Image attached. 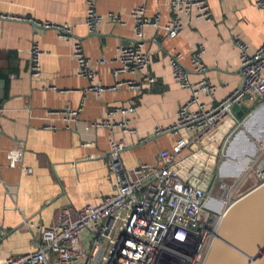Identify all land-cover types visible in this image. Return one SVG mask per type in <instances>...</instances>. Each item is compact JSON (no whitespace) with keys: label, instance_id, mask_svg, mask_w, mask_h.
Returning a JSON list of instances; mask_svg holds the SVG:
<instances>
[{"label":"crops","instance_id":"1","mask_svg":"<svg viewBox=\"0 0 264 264\" xmlns=\"http://www.w3.org/2000/svg\"><path fill=\"white\" fill-rule=\"evenodd\" d=\"M213 21L183 17L182 34L171 39L162 27L171 18L169 0H98L103 17L90 34L85 25L86 0H0V259L28 253L33 247L24 220L48 223L52 211L66 206L98 204L112 192L107 178L110 168L111 130L96 126L111 108L126 107L134 93L120 88L95 95L85 90L89 81L78 76L73 42H81L92 60L98 80L113 86L129 75H113L118 50L137 39L131 13L144 6L147 17L161 13V27L144 31V49L149 54V71L156 84L140 96V107L131 117L136 134L115 130L113 136L126 144L121 158L125 166L157 163L161 150H170L175 137L154 136L155 127L174 124L179 107L189 99L173 79L171 60L181 54V64L194 82L209 79L218 87L221 101L242 85L240 48L242 41L254 54L264 45V11L254 0H204ZM110 15L119 16L120 23ZM14 17V18H12ZM21 17V19H15ZM37 24L68 25L72 41L59 37L57 29ZM38 42L44 53L42 75L32 77L31 49ZM204 45L202 62L206 73H193V50ZM101 58L106 64L97 65ZM249 106H243L244 114ZM68 111L78 112L76 119ZM239 113V114H240ZM118 120L121 118L118 117ZM244 145H237V157L223 164L230 177ZM231 165L225 172V164ZM227 173V174H226Z\"/></svg>","mask_w":264,"mask_h":264},{"label":"built area","instance_id":"2","mask_svg":"<svg viewBox=\"0 0 264 264\" xmlns=\"http://www.w3.org/2000/svg\"><path fill=\"white\" fill-rule=\"evenodd\" d=\"M97 2L86 0L85 25L90 34L103 19L97 12ZM254 5L264 11V0H254ZM169 11L171 18L162 27L171 39L182 34L183 17H190L194 11L197 17L213 21V13L204 0H169ZM131 17L137 41L120 47L118 56L112 60L116 78L123 74L131 78L117 80L113 86L98 80V73L81 42H73L78 76L89 81L86 94L100 96L120 88L134 93L131 104L111 108L105 119L95 123L111 130L107 181L112 192L98 204L54 209L48 223L24 220L25 228L35 230L31 233L33 247L26 254L0 259V264H206L220 236L223 216L234 203L239 187L252 177L264 184V141H258V154L250 159L238 183L233 185L227 179L220 184L217 177L208 190L202 187L205 168L212 157L206 149L212 152L214 147H219L212 136L228 121L235 122L222 142L221 153L224 152L233 133L256 109L264 107V45L251 54L249 47L239 40L236 44L240 48L242 85L221 101L216 100V85L206 78L193 82L190 72L180 62L181 54L172 57L173 79L189 93V99L179 107L174 124L155 127L153 135L175 137L176 142L170 150L159 152L157 163L124 165L121 154L126 144L113 134L117 129L136 134L131 127V117L140 107L139 98L144 90L156 84V78L149 71L150 56L144 49V31L151 25L161 27V13L147 17L144 6L134 9ZM18 18L21 19L15 17ZM110 18L115 23L122 21L119 16L110 15ZM36 26L57 29L59 37L66 41L74 39L68 25ZM204 51V45L193 50V73H206L201 59ZM43 55L40 44L33 43L31 74L35 79L42 75ZM107 62L101 58L96 64ZM245 105L249 110L240 118L239 110ZM77 115L78 112L68 111L67 118L76 119ZM259 135L264 137V133ZM193 179L201 184L192 183ZM225 187H228L226 195Z\"/></svg>","mask_w":264,"mask_h":264},{"label":"water","instance_id":"3","mask_svg":"<svg viewBox=\"0 0 264 264\" xmlns=\"http://www.w3.org/2000/svg\"><path fill=\"white\" fill-rule=\"evenodd\" d=\"M263 111L264 107H259L246 119L243 126L233 133L222 153V142L235 127V122L228 121L221 131L212 136V140L216 141L219 147H214L212 152L206 149L208 153H212V157L205 168V177L202 183L205 191L217 177L220 178V184L226 183L228 177L222 173L219 174V171H222V166L226 161L237 157L235 155L237 145L241 144L246 147L237 162L242 165L241 162L246 163L251 159L248 156L250 152L248 144H252L254 140L255 143L264 141V137L257 135L253 128V122L260 115L262 116ZM242 166L244 167V165ZM242 172L241 170L240 175ZM191 182L196 185L201 184L198 179H193ZM256 190L245 194L239 199L237 206L230 210L214 250L212 248L213 253L208 264H264V188L260 191L257 190L258 192ZM252 193L254 195L246 199Z\"/></svg>","mask_w":264,"mask_h":264},{"label":"rangeland","instance_id":"4","mask_svg":"<svg viewBox=\"0 0 264 264\" xmlns=\"http://www.w3.org/2000/svg\"><path fill=\"white\" fill-rule=\"evenodd\" d=\"M253 128H254V131L256 134H260V133H264V117L260 115V117H258L254 122H253ZM257 146H259V143H255V140L254 142L251 144H248V148H249V154L248 156L250 158H254L257 154H258V149H257ZM237 151L235 149V155H237ZM251 159V160H252ZM251 160H249L248 162H246V166L251 162ZM245 166V167H246ZM239 169V167L237 166V168H235V171H237ZM219 171V170H218ZM234 172L233 175H231L230 177H228V180H229V183L231 184H235V183H238V180H239V176L236 177V174L238 172ZM222 173L224 174L223 172V169L222 171L220 172L219 171V174ZM227 177V176H226ZM218 180V178H217ZM262 181H259V180H256L254 179L253 177L250 178V180L245 183L244 185H242L241 187H239V189L237 190L236 194H235V197H234V201H237L239 200L240 198H242L245 194L249 193L250 191L256 189L257 187L259 188V186L261 185Z\"/></svg>","mask_w":264,"mask_h":264},{"label":"bare ground","instance_id":"5","mask_svg":"<svg viewBox=\"0 0 264 264\" xmlns=\"http://www.w3.org/2000/svg\"><path fill=\"white\" fill-rule=\"evenodd\" d=\"M237 159H238V158H237ZM241 164L244 165V167H243L242 165H240L239 162H237V166L239 167V169H238L237 171H235V172H238V175H240V171H241V170L243 171V170L245 169V166H246V163L241 162ZM238 175L236 174V177H237ZM263 188H264V184L261 185L259 188H257V190L260 191V190L263 189ZM257 190H256V192H258ZM227 191H228V187H225L224 195H226ZM256 192H254V193H256ZM254 193L248 195L246 199H248L249 197H251L252 195H254ZM238 201H239V200L234 201V203H231L228 212L226 211L227 213L223 216V219H222L223 222L221 223L220 233H221V231H222V229H223V226H224V224H225V222H226V220H227V217H228V215H229V213H230V210L237 206V202H238ZM238 203H239V202H238ZM217 240H218V239H217ZM217 240H216L215 243H214L213 250H214V248H215V245H216V243H217ZM213 250H212V252H210V254H209V258H208L206 264H208V262H209V260H210V257H211V255H212V253H213Z\"/></svg>","mask_w":264,"mask_h":264},{"label":"flooded vegetation","instance_id":"6","mask_svg":"<svg viewBox=\"0 0 264 264\" xmlns=\"http://www.w3.org/2000/svg\"><path fill=\"white\" fill-rule=\"evenodd\" d=\"M224 170H225V172H230V170H231V165L229 164V163H226L225 164V167H224ZM227 174V173H226Z\"/></svg>","mask_w":264,"mask_h":264},{"label":"trees","instance_id":"7","mask_svg":"<svg viewBox=\"0 0 264 264\" xmlns=\"http://www.w3.org/2000/svg\"><path fill=\"white\" fill-rule=\"evenodd\" d=\"M246 113H247V111H246ZM246 113H244V114L240 113V114H239V117H240V118H243V117L245 116Z\"/></svg>","mask_w":264,"mask_h":264}]
</instances>
